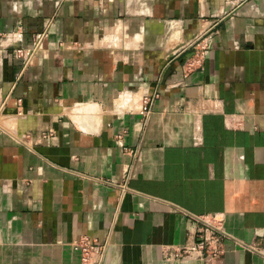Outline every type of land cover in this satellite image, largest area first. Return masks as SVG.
Here are the masks:
<instances>
[{"label": "crops", "instance_id": "1", "mask_svg": "<svg viewBox=\"0 0 264 264\" xmlns=\"http://www.w3.org/2000/svg\"><path fill=\"white\" fill-rule=\"evenodd\" d=\"M4 98L0 264H264V0H0Z\"/></svg>", "mask_w": 264, "mask_h": 264}, {"label": "built area", "instance_id": "2", "mask_svg": "<svg viewBox=\"0 0 264 264\" xmlns=\"http://www.w3.org/2000/svg\"><path fill=\"white\" fill-rule=\"evenodd\" d=\"M41 36L42 33H38L33 41L32 47L29 48L28 51L22 49V48H17L16 52L18 53V55L21 58V65H20V69L18 71V75L19 73L22 71V69L26 66V64L29 62V59L31 57H34V55H36L37 50L40 48L41 46ZM204 49L201 47L198 49V51H196V58H194L193 60H191L190 64H198L200 65L203 57H204ZM4 100L5 98L0 102V112L2 111V108L4 106ZM21 99L18 98L17 102H20ZM150 103H151V98L150 97H145L142 100V110L144 111L145 115L149 114V107H150ZM210 227L206 226L203 228L202 232L203 234L199 237L198 242L195 245H191L189 247H183L181 250L176 251V252H183L184 254H188L198 248H201L204 244H209L210 242H214L215 241V237L214 235H211L210 233ZM220 232H223L220 229ZM210 233V234H209ZM75 245L80 249L81 251V264H101L104 254H105V250H106V242L102 243V244H94L92 243L87 237H82L80 239H78L75 242ZM219 246V244H218Z\"/></svg>", "mask_w": 264, "mask_h": 264}, {"label": "rangeland", "instance_id": "3", "mask_svg": "<svg viewBox=\"0 0 264 264\" xmlns=\"http://www.w3.org/2000/svg\"><path fill=\"white\" fill-rule=\"evenodd\" d=\"M178 45H180V44H178Z\"/></svg>", "mask_w": 264, "mask_h": 264}]
</instances>
